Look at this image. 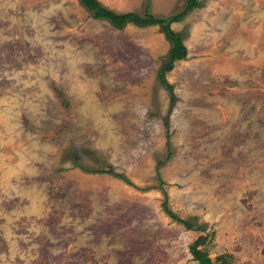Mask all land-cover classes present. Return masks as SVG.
Masks as SVG:
<instances>
[{
  "label": "rangeland",
  "instance_id": "rangeland-1",
  "mask_svg": "<svg viewBox=\"0 0 264 264\" xmlns=\"http://www.w3.org/2000/svg\"><path fill=\"white\" fill-rule=\"evenodd\" d=\"M186 2L149 0L156 15ZM171 27L188 47L167 73L172 107L159 24L0 0V264H198L200 234L213 259L264 264V0H201ZM160 184L204 230L164 211Z\"/></svg>",
  "mask_w": 264,
  "mask_h": 264
},
{
  "label": "trees",
  "instance_id": "trees-1",
  "mask_svg": "<svg viewBox=\"0 0 264 264\" xmlns=\"http://www.w3.org/2000/svg\"><path fill=\"white\" fill-rule=\"evenodd\" d=\"M81 3L88 9V11L92 14L93 17L98 19H106L118 27H124L131 21L135 23L145 26V25H156L159 24L161 29L166 34L167 38L172 42V47L168 52L165 62L160 66L158 70V77L162 85L168 88L171 91V107L174 105L176 101V94L173 92V84L169 82L167 79V73L171 71L176 61L186 59L188 56V47L183 39V32L176 31L171 27V23L174 21H179L185 18V16L192 11L195 7H198L201 4V0H187L186 6L183 10L179 12H174L169 15H156L150 10L149 0H146V4L144 7V13L140 14L137 11H127V12H118L108 6H106L101 0H80ZM55 93L60 99L61 104L67 109L70 108L71 102L68 94L59 87L55 88ZM168 145V153L167 159H170L173 156V149L170 141L167 142ZM164 160H160L159 165H162ZM86 172L93 173H103L109 172L114 176H117L121 179L126 180L127 182H131L129 178L120 172L114 170H105V169H90L84 166H81ZM163 183V182H162ZM160 188L165 192V199L162 204L164 211L173 219L181 224H183L187 229H200L204 230V226L198 225L193 219L190 217H183L177 211H175L169 203V197L166 190H164L163 184H160ZM208 234H200L189 246L190 252L193 256V259L198 262V264H231L230 254H223L217 256L216 259H213L209 252L204 249V246L207 243Z\"/></svg>",
  "mask_w": 264,
  "mask_h": 264
}]
</instances>
